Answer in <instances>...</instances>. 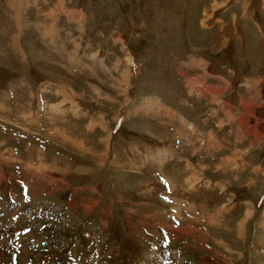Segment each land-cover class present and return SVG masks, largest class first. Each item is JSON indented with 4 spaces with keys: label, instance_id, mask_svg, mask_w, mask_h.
I'll use <instances>...</instances> for the list:
<instances>
[{
    "label": "rangeland",
    "instance_id": "rangeland-1",
    "mask_svg": "<svg viewBox=\"0 0 264 264\" xmlns=\"http://www.w3.org/2000/svg\"><path fill=\"white\" fill-rule=\"evenodd\" d=\"M0 264H264V0H0Z\"/></svg>",
    "mask_w": 264,
    "mask_h": 264
},
{
    "label": "built area",
    "instance_id": "built-area-1",
    "mask_svg": "<svg viewBox=\"0 0 264 264\" xmlns=\"http://www.w3.org/2000/svg\"><path fill=\"white\" fill-rule=\"evenodd\" d=\"M174 249V248H173ZM165 251H166V249H165ZM164 256V255H163Z\"/></svg>",
    "mask_w": 264,
    "mask_h": 264
}]
</instances>
